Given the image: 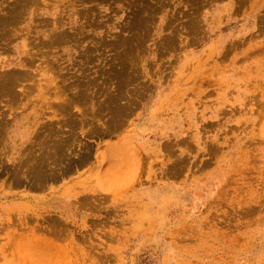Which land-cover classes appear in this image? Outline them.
<instances>
[{
    "label": "rangeland",
    "instance_id": "obj_1",
    "mask_svg": "<svg viewBox=\"0 0 264 264\" xmlns=\"http://www.w3.org/2000/svg\"><path fill=\"white\" fill-rule=\"evenodd\" d=\"M36 3L0 31L31 74L0 98V264H264V0Z\"/></svg>",
    "mask_w": 264,
    "mask_h": 264
},
{
    "label": "bare ground",
    "instance_id": "obj_2",
    "mask_svg": "<svg viewBox=\"0 0 264 264\" xmlns=\"http://www.w3.org/2000/svg\"><path fill=\"white\" fill-rule=\"evenodd\" d=\"M3 1L4 0H1V3L0 4H3ZM8 1V0H6ZM17 1V0H16ZM15 1V2H16ZM13 3V1L11 3L14 4L13 6H10L9 5L7 6L6 8V11H1L0 10V31H2V33H9L11 31V27L12 25L16 24L18 25L19 22L22 21V19L24 20V18H31V20L33 19V14H35L34 11H30L31 9V5H35V3L37 2V0H18L16 3ZM16 4V5H15ZM37 4V3H36ZM33 5V6H34ZM6 7V6H5ZM4 7V9H5ZM2 8V6H1ZM33 8V7H32ZM3 10V9H2ZM34 10V9H33ZM29 12V16H26ZM38 14V12H37ZM38 16V15H37ZM26 18V19H27ZM57 21V19H55ZM59 23L57 22H54L52 21V23L54 24V26H51V27H54L53 30H52V33H49L46 35V33L44 32V35H45V39H43V42L45 43L46 46H54V45H59L62 44V43H68V41H71L73 40V38H71L73 35H70L67 31L65 30H61L60 29V20L58 19ZM23 22V21H22ZM50 22V21H49ZM20 24V23H19ZM44 24V23H43ZM48 24H51L48 23ZM52 24V25H53ZM20 26V25H19ZM45 26V25H44ZM34 27V26H33ZM46 27V26H45ZM49 27V26H47ZM14 28H15V25H14ZM17 28V27H16ZM28 28V27H27ZM20 29V28H19ZM17 28V30H19ZM24 29V28H23ZM22 29V30H23ZM43 29V28H42ZM34 30V29H33ZM36 30V29H35ZM50 30V29H49ZM13 31V30H12ZM11 31V33H12ZM27 31H30L27 30ZM45 31V30H44ZM32 32V31H31ZM31 32H29V34H31ZM14 33V32H13ZM1 34V32H0ZM25 34V33H24ZM4 35V34H3ZM28 35V34H27ZM4 37V36H3ZM2 37V38H3ZM6 37V36H5ZM14 37V36H13ZM5 39V38H4ZM11 42V41H10ZM31 44V42L29 43ZM28 43H24L23 47H29ZM9 45V43H8ZM7 46V45H6ZM88 49V48H87ZM30 50V49H28ZM20 52V55L24 53V51L26 52V50L24 49H20L18 50ZM87 51V50H86ZM29 53L28 56L31 55L30 52H27V54ZM85 53V52H84ZM88 53V52H87ZM86 53V54H87ZM92 54V53H91ZM91 54H89L91 56ZM85 55V54H83ZM27 55L26 56H19L20 58L18 59L17 61V65H20L19 67H27V65L33 63V60L30 59ZM86 57V56H85ZM89 57V56H87ZM89 59V58H88ZM87 59V60H88ZM86 60V59H85ZM12 61V59H9L7 62H5V65H4V68L5 70L0 73V98L3 99V97H8L10 100L12 99H17L18 97H20L22 94L19 93V91H17V86H19L20 84H23L24 87L26 86V84H24L25 81H28L31 77V74L30 73H27L25 71H20L16 68L12 69V70H9L7 67L10 65V62ZM30 72V71H29ZM88 82V81H87ZM88 84V83H87ZM35 89V88H34ZM30 90H32V88H30ZM89 90H87V93H88ZM89 94V93H88ZM1 123V122H0ZM3 123V122H2ZM1 123V124H2ZM6 123V122H5ZM1 124H0V129L1 128ZM4 125V123H3ZM7 125L8 122H7ZM8 127V126H7ZM6 127V128H7ZM2 130H5V129H2ZM2 137V136H1ZM0 137V139H1ZM3 138V137H2ZM1 147V145H0ZM43 158L40 160V173H41V176L43 175V170H44V155L42 156ZM64 157H65V154H64ZM67 160H70V156L69 157H66ZM89 160V156H86V155H83L81 156L78 160L76 159L74 162V164H78V163H85ZM174 164H177L174 163ZM125 166V165H124ZM127 167V166H126Z\"/></svg>",
    "mask_w": 264,
    "mask_h": 264
}]
</instances>
